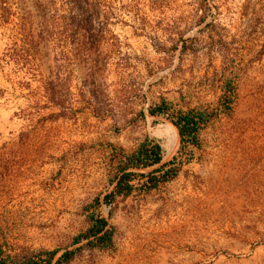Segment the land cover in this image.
<instances>
[{"label":"rangeland","instance_id":"1","mask_svg":"<svg viewBox=\"0 0 264 264\" xmlns=\"http://www.w3.org/2000/svg\"><path fill=\"white\" fill-rule=\"evenodd\" d=\"M193 110L198 141L173 119ZM145 138L177 173L105 198ZM106 218L111 240L85 236ZM264 264V0H0V258ZM68 251L67 258L57 259Z\"/></svg>","mask_w":264,"mask_h":264},{"label":"trees","instance_id":"2","mask_svg":"<svg viewBox=\"0 0 264 264\" xmlns=\"http://www.w3.org/2000/svg\"><path fill=\"white\" fill-rule=\"evenodd\" d=\"M173 123L175 124L177 134L180 136L181 143L186 140H191L192 143H197L201 119L196 112L193 110L179 111L176 113ZM161 159L162 150L160 143L152 141L149 138H145L133 151L127 153L124 160L122 157L119 159L118 170L115 173V176L110 179L113 183V187L111 191L105 193V198H111L120 193L131 192L136 186L134 180L137 177L142 178L137 179L140 181L137 186L145 190L173 177L178 171V165L174 164L176 155H173V157L167 162H162L157 167L149 169L147 172L136 170L138 167H146L158 163ZM106 224L107 220L105 217L100 215H96L94 217L92 216V224L85 233V236L91 234L97 239L110 242L111 229H104ZM56 251L57 249L43 251L46 254V263L44 264H49L51 262ZM62 254L63 255L57 259L56 263H58L60 259L67 258L69 256L67 255L68 251L63 252ZM0 264H17V262H8L5 259L0 258ZM22 264H35V261L29 258Z\"/></svg>","mask_w":264,"mask_h":264}]
</instances>
